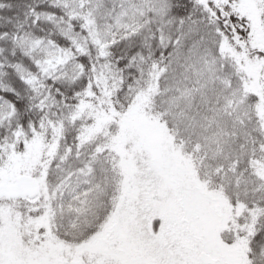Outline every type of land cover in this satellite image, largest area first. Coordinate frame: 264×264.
I'll list each match as a JSON object with an SVG mask.
<instances>
[{
  "label": "snow or ice",
  "instance_id": "6c2138e0",
  "mask_svg": "<svg viewBox=\"0 0 264 264\" xmlns=\"http://www.w3.org/2000/svg\"><path fill=\"white\" fill-rule=\"evenodd\" d=\"M0 264H264V0H0Z\"/></svg>",
  "mask_w": 264,
  "mask_h": 264
}]
</instances>
